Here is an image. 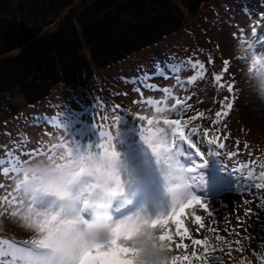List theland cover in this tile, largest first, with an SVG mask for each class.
<instances>
[{
  "label": "rangeland",
  "instance_id": "rangeland-1",
  "mask_svg": "<svg viewBox=\"0 0 264 264\" xmlns=\"http://www.w3.org/2000/svg\"><path fill=\"white\" fill-rule=\"evenodd\" d=\"M157 61L180 65L179 82L175 78L147 82L160 90L142 83L143 73L152 72ZM196 61L204 68L192 67ZM225 61L229 62L227 72L223 71ZM216 75H222L219 82L215 80ZM229 84L235 85L231 93ZM164 88L170 94L163 92ZM177 99L181 101L180 106H175ZM229 102L231 109L227 108ZM224 111L228 114L217 118L216 113ZM101 115L111 119L120 117L119 123L110 129L108 151L115 153L111 157L100 147L106 142L99 131ZM165 119H181L197 129L191 139L197 143L203 156L201 160L186 142L182 143L190 150L187 154L192 163L197 158L204 164L199 171L205 180L203 185H188L190 177L187 176L191 174L180 166L176 147L171 145L170 133L163 125ZM148 120L153 121L151 126ZM162 128L168 140L158 133ZM149 129L157 133V138L149 139ZM185 135H188L186 128ZM61 141L65 148L76 149L75 154L81 161L104 160L113 167L116 178L106 187H101L95 176L82 174L73 191H80L90 199L100 192L101 200L95 211L102 212L106 204L107 212L115 213L111 216L114 225L129 217H154L167 212L172 195L165 188L166 171L178 169L190 195L208 199L215 215L209 216L198 204L185 208L183 226L190 236L181 241L175 224H170L173 254L188 255L192 264H212L213 255L218 257V264H264V189L249 187L264 182L259 179V172L264 171V0L205 2L196 16H186L181 31L122 62L95 69L93 79L85 87L58 84L43 101L1 124L0 161L5 163L0 167V185H3L0 187V241L28 246L39 239L35 229L26 227L31 222L26 219L29 208L43 215L62 210L68 216L78 214L82 225L87 223L84 219L94 215L93 208L86 210L88 202L82 205V218L74 208L78 199L72 203L60 202L32 187L24 175L28 163L22 165L21 174L15 180L3 174V168L12 169L19 150L31 151L41 145L52 147ZM220 144L224 145L222 150ZM67 155L63 152L55 154V160L39 159L66 167L72 163L71 159H64ZM209 155L212 159L208 162L204 157ZM210 162L215 165L213 170L206 167ZM230 169L237 176L245 177L238 188V177ZM76 170L83 173L82 167ZM112 190L115 194H110ZM16 194L29 203L13 201L5 206V197ZM195 215L201 216L203 227L195 221ZM218 237L222 239L217 240ZM193 239H206L208 244L193 245ZM181 243L187 247L176 248ZM0 247L6 252L9 250L7 244ZM193 252L200 259L193 257ZM4 259L11 260V256Z\"/></svg>",
  "mask_w": 264,
  "mask_h": 264
},
{
  "label": "trees",
  "instance_id": "trees-1",
  "mask_svg": "<svg viewBox=\"0 0 264 264\" xmlns=\"http://www.w3.org/2000/svg\"><path fill=\"white\" fill-rule=\"evenodd\" d=\"M210 1L0 0V125L43 101L58 84L85 87L95 69L181 31L186 16H196ZM181 146L177 159L189 169L190 150ZM209 156L204 157L208 162ZM210 164L206 167L213 170Z\"/></svg>",
  "mask_w": 264,
  "mask_h": 264
},
{
  "label": "snow or ice",
  "instance_id": "snow-or-ice-1",
  "mask_svg": "<svg viewBox=\"0 0 264 264\" xmlns=\"http://www.w3.org/2000/svg\"><path fill=\"white\" fill-rule=\"evenodd\" d=\"M255 31V26L253 27V32ZM235 38V37H234ZM211 62V60L209 61ZM187 63V62H185ZM225 68L223 69L224 72L228 71V61H225ZM203 69L204 66L200 61H196L192 67H197ZM181 70V66L177 64H171L167 62H160L157 61L154 70L152 72H144V81L147 87L157 88V86L147 83L148 81H152L156 78L160 79H171L175 78L179 82L178 73ZM195 79V77H193ZM222 79V75H216L215 80L219 82ZM223 87V85H221ZM234 84L228 85V91L231 93L234 89ZM140 91L139 88L136 89ZM163 92L166 94L169 93L168 88H164ZM142 95V93H141ZM228 99L227 97L225 98ZM149 104L152 101H148ZM181 101L179 99L176 100L175 106H180ZM227 108H232V103L229 102L227 104ZM163 111V110H161ZM228 113L224 112H217V118H220L222 115L226 116ZM199 116H203V113L198 114ZM192 119H196L193 117ZM120 117H115L111 119L109 117L101 115L100 123H99V131L100 135L105 138V143L100 147L104 149L106 156H114L115 153L109 152V147L111 144V131L118 123ZM147 124L151 126L153 124L152 120H148ZM163 125L167 126V132L170 133L173 147H180L182 142H186L187 146L192 149V151L197 155L200 156L201 153L198 150L197 143H194L191 139L193 135L197 133V129L195 127H191L188 135H185V128L188 126L186 122H182L181 119L175 120H163ZM160 135L164 136L165 139L168 140V137L165 135V129H160L158 132ZM178 134V139H177ZM157 138V133H153L149 129V139ZM239 142H237L238 144ZM91 146V145H90ZM247 147V145H245ZM219 148L222 150L224 148L223 144L219 145ZM67 152V156L64 159H71L72 163L65 165L68 168H77L81 162V159L75 154L76 149L68 146L67 148L64 147V141H61L59 144L49 147L45 145H41L36 149L31 151H24L19 150L18 155L13 160V167L12 169L3 168V174L5 176H12L15 180L17 176L21 174L20 170L23 164L30 163L34 159H39L40 157H47L51 160H55V154ZM217 154H221L217 152ZM4 161H0V167L3 166ZM204 167V164H199L195 160H193V165L191 168L187 169V171L191 174L190 180L192 187L200 186L205 183L204 177L199 174L198 169ZM234 176L238 177V184L237 186L245 179L243 176H237L234 169H230ZM249 175H252L249 173ZM259 179L264 181V171L259 172ZM3 187V185H0ZM249 187H254L255 189H264V182L262 183H254L249 185ZM19 189H17V192ZM110 194H115V190H112ZM264 199V198H262ZM13 201H20L22 204L27 205L29 202L24 201L21 196L18 194L13 195L11 198L5 197L4 205L6 206ZM193 204H198L205 212L208 213L209 216H214L215 213L211 210L210 202L205 197L199 195H189L185 197L181 194L180 190L178 189L176 192L172 194L171 204L167 210V212H161L154 217H147L149 223L155 225L160 232L159 239L162 242H166L168 244L169 250L172 251L171 245L173 244V236L169 231L170 224H175L176 235L179 236L180 240L182 241L185 237H189L190 233L188 230L183 226V211L185 208L192 206ZM30 215L26 218L27 220L31 221L26 224V227L35 229V231L39 234V239H34L30 245L28 246H17L13 242L10 241H0V245H8V251L6 252L3 247H0V264H71L70 258L73 251V241H72V228L70 225H65L63 229V234L61 235H54L50 228V220L51 218L48 215H43L36 213L33 209H28ZM249 215H255L256 213H248ZM35 216L36 219L33 220L32 217ZM195 221L203 227L202 218L199 215L194 216ZM133 221L139 222L140 216L132 218ZM134 227L133 223L128 224H120L117 225L116 229L114 230V243L111 244L109 248V256L105 258L106 264H120L121 260L125 256V248L126 245L123 244V240L127 232ZM211 230V229H210ZM219 238V237H218ZM239 243V241H237ZM193 245H205L207 246L208 241L206 239H193ZM187 245L184 244H176V248H186ZM131 251V249H128ZM11 256V260H5V256ZM255 255V253H254ZM193 257L196 259H200V257L196 256V253H192ZM212 264H218V257L213 255L210 257ZM173 264H192L191 259L188 255H174L173 257Z\"/></svg>",
  "mask_w": 264,
  "mask_h": 264
},
{
  "label": "clouds",
  "instance_id": "clouds-1",
  "mask_svg": "<svg viewBox=\"0 0 264 264\" xmlns=\"http://www.w3.org/2000/svg\"><path fill=\"white\" fill-rule=\"evenodd\" d=\"M79 167L83 168V173L78 172L76 168L56 166L46 159H36L26 165L24 175L28 177L32 187L66 203L78 199L73 189L82 174L95 176L101 187H106L116 178L113 167L104 160L81 161ZM165 180L166 191L171 195L178 189L185 197L190 195L178 169H170L165 175ZM100 200V192L91 197L88 207L94 209L95 219L83 225L78 214L68 216L63 210L48 214L54 235L63 234L65 225L71 224V264H106L105 258L109 256V248L115 242L114 230L117 226L113 224L106 204L103 205L102 212L95 211ZM128 223H133L134 227L127 232L123 240L126 248L120 264H173V252L169 250L166 242L159 239V229L148 222L147 216H140L139 222L133 221L132 217L120 222Z\"/></svg>",
  "mask_w": 264,
  "mask_h": 264
},
{
  "label": "bare ground",
  "instance_id": "bare-ground-1",
  "mask_svg": "<svg viewBox=\"0 0 264 264\" xmlns=\"http://www.w3.org/2000/svg\"><path fill=\"white\" fill-rule=\"evenodd\" d=\"M84 1H85V0H84ZM211 2H212V1H211ZM194 4H195V3H194ZM82 5H83V4H82ZM211 5H212V4H211ZM80 6H81V5H80ZM90 6H91V5H90ZM190 9H191V8H190ZM194 9H195V8H194ZM189 11H190V10H189ZM109 62H110V61H109ZM13 120H14V119H13ZM15 120H16V119H15ZM15 120H14V121H15ZM12 123H13V122H12ZM16 123H17V122H16ZM14 127H15V126H14ZM11 129H12V128H11ZM75 135H76V134H75ZM52 136H53V135H52ZM73 136H74V135H73ZM59 143H60V142H59ZM123 162H125V161H123ZM123 162H122V163H123ZM124 164H125V163H124ZM126 164H127V163H126ZM210 165H211V164H210ZM122 166H123V165H122ZM125 166H127V165H125ZM211 166H212V165H211ZM130 167H131V166H130ZM130 167H129V168H130ZM121 168H122V167H121ZM123 168H124V167H123ZM129 168H128V169H129ZM129 171H130V170H129ZM120 172H121V171H120ZM127 172H128V171H127ZM130 173H131V171H130ZM120 175H123V174L120 173ZM20 178H21V177H20ZM84 179H85V178H84ZM90 180H91V179H90ZM6 184H7V183H6ZM8 184H9V183H8ZM25 184H26V183H25ZM116 184H117V183H116ZM127 186H128V185H127ZM17 187H20V185H19V186L17 185ZM91 187H92V186H91ZM93 187H94V186H93ZM93 187H92V188H93ZM9 188H10V187H9ZM125 188H126V187H125ZM75 190H76V189H75ZM5 191H6V189H5ZM112 202H113V201H112ZM114 203H115V202H114ZM159 203H160V201H159ZM102 204H103V203H102ZM72 205H73V204H72ZM146 208H147V207H146ZM140 209H142V208H140ZM155 209H156V208H155ZM153 213H154V212H153ZM160 213H161V212H160ZM128 214H129V213H128ZM131 214H132V213H131ZM154 214H155V213H154ZM126 217H127V216H126ZM119 222H120V221H119ZM22 246H23V245H22ZM8 259H9V258H8Z\"/></svg>",
  "mask_w": 264,
  "mask_h": 264
}]
</instances>
